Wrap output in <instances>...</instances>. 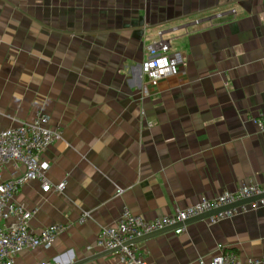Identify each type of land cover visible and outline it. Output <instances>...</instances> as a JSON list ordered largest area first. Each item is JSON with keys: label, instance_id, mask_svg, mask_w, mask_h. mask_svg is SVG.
<instances>
[{"label": "crops", "instance_id": "obj_1", "mask_svg": "<svg viewBox=\"0 0 264 264\" xmlns=\"http://www.w3.org/2000/svg\"><path fill=\"white\" fill-rule=\"evenodd\" d=\"M160 37L185 65L154 84L144 62ZM263 108L264 0H0V131L42 111L63 134L42 158L66 188L29 181L16 201L38 208L36 232L70 226L17 264H124L97 244L124 208L153 219L263 182L250 121ZM23 170L7 164L0 181ZM219 243L262 257L264 207L136 244L148 264H199Z\"/></svg>", "mask_w": 264, "mask_h": 264}, {"label": "built area", "instance_id": "obj_2", "mask_svg": "<svg viewBox=\"0 0 264 264\" xmlns=\"http://www.w3.org/2000/svg\"><path fill=\"white\" fill-rule=\"evenodd\" d=\"M184 65L183 53L173 50L170 42L163 37L148 46L144 72L150 82L157 84L158 81L177 74ZM250 121L264 131V108L250 116ZM62 135L61 126L52 127L50 115L42 111L30 121L0 131V174L7 164L24 168L21 174L0 181V264H17V256L27 249H36L40 246L52 247L57 236L70 228L62 222H54L36 232L31 228L30 221L37 214L38 208L27 207L16 201L20 189L29 181L40 182L45 192L52 190L62 192L66 188V181L54 183L49 179L50 163L42 158L46 149L55 141L62 139ZM123 191V188L118 187L117 194H122ZM262 194H264V181L244 184L234 191L222 192L217 197L202 199L192 205L178 208L171 214L153 219L126 207L116 224L102 227L97 244L106 250H118L120 261L124 264H148L144 251L133 242L136 238ZM261 207H264V196L213 214L209 219L215 223ZM88 216L89 213L82 215L79 222L84 223ZM184 230L185 225L173 231L179 234ZM217 249L218 253L212 257H200L198 263L264 264V255L259 258L241 259L229 245L219 243ZM44 264L58 263L47 261Z\"/></svg>", "mask_w": 264, "mask_h": 264}, {"label": "water", "instance_id": "obj_3", "mask_svg": "<svg viewBox=\"0 0 264 264\" xmlns=\"http://www.w3.org/2000/svg\"><path fill=\"white\" fill-rule=\"evenodd\" d=\"M264 196V194L262 195H258V196H254V197H251V198H247V199H244V200H241V201H238L236 203H232L230 205H227V206H224V207H220V208H217V209H214L210 212H206L204 214H201V215H198L196 217H193L185 222H180L178 224H175V225H172L170 227H167V228H164L162 230H159V231H155L153 233H150V234H147V235H144V236H141V237H138L136 238L133 242L137 243L141 240H145V239H148V238H152V237H156L162 233H166V232H169V231H173L175 230L176 228L180 227V226H184L188 223H191V222H195V221H198V220H201V219H204V218H208L209 216L213 215V214H216L218 212H221L223 210H227L229 208H232V207H235V206H238V205H241V204H245V203H248V202H251V201H254L260 197ZM112 251V250H111Z\"/></svg>", "mask_w": 264, "mask_h": 264}]
</instances>
